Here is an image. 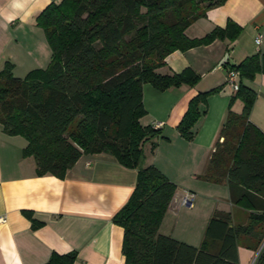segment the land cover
I'll return each instance as SVG.
<instances>
[{"label":"trees","instance_id":"trees-1","mask_svg":"<svg viewBox=\"0 0 264 264\" xmlns=\"http://www.w3.org/2000/svg\"><path fill=\"white\" fill-rule=\"evenodd\" d=\"M224 1H53L35 18L51 51L47 66L23 78L12 74L9 63L0 70V125L5 134L26 140L22 155L34 158L37 175L62 179L81 155L97 153L137 170L133 191L113 216L123 229V264H239L237 238L252 236L256 248L264 239V134L249 121L256 93L243 83L264 73V53L229 67L239 74L238 89L229 99L203 176L226 182L230 201L248 211L247 225H236L230 212L216 210L197 247L160 234L176 186L154 165L144 164L143 144L158 137L160 129L139 121L146 113L142 85L162 91L197 83L199 76L191 68L171 74L156 69L175 50L234 40L241 27L230 20L202 37L185 34L207 9ZM219 89L189 100L177 125L183 138H193L199 104ZM236 99L242 102L240 113L231 110ZM76 255L52 252L44 264H73ZM252 264H264V244Z\"/></svg>","mask_w":264,"mask_h":264},{"label":"crops","instance_id":"crops-1","mask_svg":"<svg viewBox=\"0 0 264 264\" xmlns=\"http://www.w3.org/2000/svg\"><path fill=\"white\" fill-rule=\"evenodd\" d=\"M53 1L59 0H0V70L9 63L12 74L23 78L30 70L47 66L51 51L35 18ZM228 20L241 27L234 40L215 39L175 50L156 70L171 74L191 68L199 76L195 85L162 91L142 85L146 113L139 121L143 126L161 124L160 135L143 144L144 164L154 165L175 184L174 196L194 193L191 207L169 203L158 232L196 247L214 211L230 212L234 224L246 214L230 201L226 182L203 176L235 92L226 82V71L249 55L264 53V0H225L207 9L185 34L202 37L225 27ZM243 83L256 93L249 121L264 134V73ZM214 87L220 89L199 104L201 116L191 129L193 138L186 140L177 125L189 100ZM241 109L242 102L235 100L231 110ZM25 145L22 136L7 135L0 125V216L5 217L0 223V264H44L52 252L69 251L77 254L73 264H123V229L113 216L133 191L137 170L97 153L81 155L62 179L37 175L34 158L22 155ZM255 248L252 236L240 235L238 263L251 264Z\"/></svg>","mask_w":264,"mask_h":264},{"label":"built area","instance_id":"built-area-1","mask_svg":"<svg viewBox=\"0 0 264 264\" xmlns=\"http://www.w3.org/2000/svg\"><path fill=\"white\" fill-rule=\"evenodd\" d=\"M261 36L259 34L255 37L256 44H259ZM238 78L239 74L234 69H227L226 71V82L232 87L234 91L238 89ZM160 123L154 125L155 128H159ZM194 198V193L185 191L181 196H173L170 203L175 204L176 206H187L191 207ZM5 222V217L0 216V223Z\"/></svg>","mask_w":264,"mask_h":264},{"label":"rangeland","instance_id":"rangeland-1","mask_svg":"<svg viewBox=\"0 0 264 264\" xmlns=\"http://www.w3.org/2000/svg\"><path fill=\"white\" fill-rule=\"evenodd\" d=\"M159 68V67H158ZM157 68V69H158ZM156 69V70H157ZM149 85H151V84H149ZM229 85V84H228ZM152 86V85H151ZM153 87V86H152ZM154 88V87H153ZM216 94V93H215ZM213 95V94H212ZM237 100V99H236ZM239 100V99H238ZM239 207V206H238ZM239 208H241V207H239ZM241 210H243L244 212H246V214L244 215V217L242 218V220L243 221H241V222H237V223H235L236 225H247V223H248V211H246L245 209H243V208H241ZM257 249L258 248H256L255 250H254V253L256 254V252H257ZM253 260V259H252ZM252 260H251V262H252Z\"/></svg>","mask_w":264,"mask_h":264},{"label":"water","instance_id":"water-1","mask_svg":"<svg viewBox=\"0 0 264 264\" xmlns=\"http://www.w3.org/2000/svg\"><path fill=\"white\" fill-rule=\"evenodd\" d=\"M263 244H264V239H263L262 243L260 244L259 248L257 249V252H256V254H255V256H254V258H253L251 264L254 262V260H255V258H256V256H257V254L259 253V251H260L261 247L263 246Z\"/></svg>","mask_w":264,"mask_h":264}]
</instances>
